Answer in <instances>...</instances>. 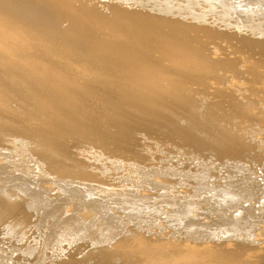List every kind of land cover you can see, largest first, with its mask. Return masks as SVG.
<instances>
[{
  "label": "bare ground",
  "instance_id": "bare-ground-1",
  "mask_svg": "<svg viewBox=\"0 0 264 264\" xmlns=\"http://www.w3.org/2000/svg\"><path fill=\"white\" fill-rule=\"evenodd\" d=\"M75 1L0 0V155H3V159L10 156L1 152L10 144L27 147L26 150L35 158L32 160L35 163L31 172L43 168L47 176H58L70 184L81 186L85 192L92 189L105 192L110 190L83 184H105L106 181L96 172L97 169L81 158L84 156L81 154L83 149L99 148L104 151L99 154L108 159L119 161L124 158L144 167L148 158L135 151L138 144L136 133L142 129L156 136L179 137L185 144L193 143L202 148L201 142L187 130L196 124L179 127L169 114L171 111H188L182 90L189 83L204 88L212 79L217 98L220 101L230 100L228 92L215 88V85L221 84V78L212 73L216 65L232 66L233 62H229L226 56L211 60L208 43L215 45V51L224 54L218 43L221 39L228 40L233 51L246 56L247 71L251 73L252 79L263 77L257 69L264 64V42L244 38L233 42L230 36L206 24L189 25L178 19L115 4L107 6L105 3L106 13L96 6L84 5V1H80L82 4ZM253 55L256 57L253 58ZM234 85L239 88L238 83ZM12 100L18 102L17 109L9 108ZM170 103L174 105H168ZM232 107L240 110L237 105ZM168 126L171 129L165 130ZM216 139L214 149L219 154L238 150V137L220 131ZM78 143L82 145L78 147ZM2 168L4 171H0V181L4 183L8 179L5 173L8 176L11 172L7 164ZM136 170L140 171L139 165H136ZM151 174H155V171H151ZM154 181L163 185L172 182ZM50 185L46 189L48 195L46 192L44 194L56 199ZM7 187V184H0V235L7 228L10 231L8 234L22 238L35 226V213L31 206L25 204L26 198L19 192L34 197L40 190L32 189L33 193L28 191L30 188L24 190L19 187L13 192L8 191ZM192 188L199 190L194 186ZM139 196L144 197L145 194L140 193ZM174 197L183 200V206L175 210L178 214L174 220L179 224L194 221L190 215L195 208L188 199V193L182 190ZM237 197V190L231 189L211 193L209 198L213 202L209 201L212 203L210 209L218 213V220L223 219L225 212L235 211L232 208H237ZM17 240L20 242L18 245H6V253L12 255V252L22 249V239ZM4 242L0 237V244ZM101 242L94 240L93 243L90 241L91 244L72 248L65 258L59 261V256L55 258V264H79L88 260L92 264H254L255 259H249V256L256 258V264H264V247L261 255L256 257L241 244L225 248L221 243H214L205 248H195V252H192V248L183 250L175 245L170 250H164L160 243H152L159 241L140 236L120 237L111 248L98 246ZM92 244L96 247L85 248ZM194 245L196 247V243ZM24 250L26 257H6L8 264H30L33 253H28L27 247ZM79 253H83L80 260L75 257ZM18 260L23 262L19 263Z\"/></svg>",
  "mask_w": 264,
  "mask_h": 264
},
{
  "label": "rangeland",
  "instance_id": "rangeland-1",
  "mask_svg": "<svg viewBox=\"0 0 264 264\" xmlns=\"http://www.w3.org/2000/svg\"><path fill=\"white\" fill-rule=\"evenodd\" d=\"M80 1L82 3L84 1V5L96 6L106 13V5L115 4L123 8L178 19L189 25L206 24L230 36L233 42L238 38L264 42V0H76L75 2L82 4ZM229 43L231 42L226 39H221L218 43L224 54L215 51L217 49L214 44L208 43L207 47L211 60L216 61L218 57L222 59L221 56H226L229 62H233L232 66L216 65L212 73L215 77L221 78V84L215 85V88L228 92L230 100L220 101L217 98L212 79H209L204 88L196 83H189L182 90L188 111L177 113L171 111L169 114L179 127L188 126L190 123L196 124L192 127L195 130L192 128L187 130L201 142L202 148L196 147L193 143L185 144L179 137L156 136L142 129L136 133L138 144L135 151L148 158L145 163L148 166L144 165L145 168L124 158L119 161L108 159L99 154L104 152L99 148L92 147L87 151L83 149L81 154L84 156L81 158L106 179L105 184L94 182L83 184L110 190L101 191L102 193L94 189L85 192L81 186L70 184L58 176H47L43 168H40L41 170L37 168L38 172L36 169L31 172L30 169L35 163L32 160L35 158L26 150L27 147L21 148L16 143L10 144L8 146L10 149L8 147L3 149L1 152L10 156L3 159V155H0V160L3 159L0 161V171H4L2 166L7 164L11 174H15L7 176L5 173L4 176L8 179L4 183L0 181V184H7L8 191L14 192L21 187L24 190L30 188L28 191L34 193L32 189L36 188L35 190H40L41 194L38 192L37 196L30 197L19 192L24 198H28L24 199V202L31 206V210L35 213V226L22 238L14 234L16 239L13 234L12 236L8 234L10 231L7 228L2 230L6 234L0 235L3 242L5 241V244H0L3 247L0 246V264H8L6 257L11 254L6 253L8 252L6 245L8 247L18 245L20 242L18 243L17 239H22L20 244L22 249L12 252L11 257L16 258L17 255L26 254L24 248L27 247L28 253H33L32 257L30 256V264H55L58 256L57 261L65 258L68 251L71 252L75 247L91 244L90 241L93 243L94 240L102 241L98 246L111 248L116 240L123 236H140L150 241H159L152 243H160L164 250H170L175 245L183 250L192 248V252H195V248H205L214 243H221L225 248H230L232 244H241L248 253L255 254L256 257L261 255L260 252L264 247V64L259 65L257 69L261 71L263 77L253 80L251 73L247 71L246 56L233 51ZM252 57L255 58L256 55ZM235 82L238 83L239 88L234 85ZM223 87L229 88L223 89ZM233 105H237L240 110H234ZM18 107L16 100L10 101V109ZM170 129L168 126L165 130ZM220 131L238 137L240 142L237 151L219 154L214 149ZM78 144V147L82 145V143ZM13 146L14 148L11 149ZM74 149L75 147L72 148ZM136 165H139L140 171L136 170ZM151 171H155V174H151ZM154 180L176 183L163 185L160 182L155 183ZM46 182L47 185L52 183L51 193L53 197H57L56 199H51V196L46 197L44 194L48 192ZM192 186L199 190H193ZM227 189L237 190L239 199L237 208H232L235 210L233 212H225L223 219L218 220V213L210 209L212 203L209 201L213 202V199L209 197L215 191ZM182 190L188 193V199L195 208L190 215L194 221L189 224H186L187 221L179 224L174 220L178 214L175 210L183 206L181 197L174 196ZM51 193L49 191V194ZM140 193L145 196H139ZM146 194H150L149 197ZM20 195L17 197H21ZM112 197L114 198L111 199ZM195 243L196 247L192 246ZM93 247L96 246L92 244L85 248ZM79 254L75 255L78 260L83 253ZM249 259H255L254 264H256L254 256H249ZM18 262L21 263L23 260ZM88 262L92 264L89 260L79 264H89Z\"/></svg>",
  "mask_w": 264,
  "mask_h": 264
}]
</instances>
